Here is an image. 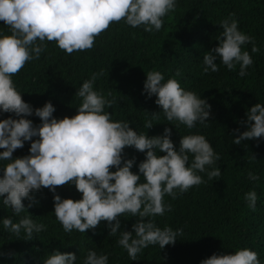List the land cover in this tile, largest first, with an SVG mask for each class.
Segmentation results:
<instances>
[{
    "label": "clouds",
    "instance_id": "9594fccd",
    "mask_svg": "<svg viewBox=\"0 0 264 264\" xmlns=\"http://www.w3.org/2000/svg\"><path fill=\"white\" fill-rule=\"evenodd\" d=\"M176 0H0V21L8 26L9 35L0 32V113H11L0 119V202L19 215L27 210L22 202L30 193L48 188L53 192L54 214L65 232L73 229L85 233L95 229L101 221L108 222L109 235L121 229V214L138 217L132 224L133 231L121 230L116 243L126 250L128 257L136 260L137 254L149 245L173 244L180 229L158 227L151 219L164 215L171 206L164 202L165 194L173 199L193 185L202 183L197 174L206 172L208 179L220 176V168L208 170L219 155L201 134L181 136L179 146L171 139L172 129L165 127L160 135L148 136L130 127L129 121L113 120L105 111L111 100L94 90L93 84L103 73H93L77 89L81 98L75 115L57 118L51 101L42 107L33 106L22 99L12 76L27 61L38 59L46 45L44 41H56L66 53L83 51L93 47L94 39L111 22L121 19L135 28L143 26L145 32L158 31L162 17L173 10ZM222 32L218 44L203 54V72H217L220 62L232 70L239 64V75L253 63L249 52L242 45L252 43L253 38L238 29L237 20L220 22ZM39 41V43H37ZM252 52L258 49L253 43ZM143 92L148 98L155 95L167 121H176L192 129L197 122L205 123L210 115V105L194 92L185 90L174 78L165 81L160 71L146 72ZM39 117L34 125L30 117ZM158 114L152 113L153 117ZM246 130L235 129L234 144L244 140L264 138V104L256 103L246 111ZM153 126L146 120L144 127ZM36 137L37 139H33ZM30 141L29 154L13 157V152ZM125 147L143 152L145 159L133 172L135 157L124 159ZM158 153H164L159 155ZM191 155V161L189 157ZM115 167V171L110 168ZM141 176L143 181L141 182ZM251 180L259 177L249 172ZM74 184L80 199L62 198L56 194V186ZM247 206L255 209L257 193L244 194ZM149 218V219H145ZM113 221H115L113 223ZM3 228L16 236L21 231L27 238L44 230V224L24 216L18 222L12 217L0 218ZM258 254L249 248L232 253L212 254L200 264H260ZM74 252H53L42 264H76ZM83 264H108L106 254L87 252Z\"/></svg>",
    "mask_w": 264,
    "mask_h": 264
},
{
    "label": "trees",
    "instance_id": "16d2710c",
    "mask_svg": "<svg viewBox=\"0 0 264 264\" xmlns=\"http://www.w3.org/2000/svg\"><path fill=\"white\" fill-rule=\"evenodd\" d=\"M230 14L237 20L238 29L253 38L252 43L242 45L253 63L246 75L240 76L239 64L229 70L218 58L215 62L219 70L204 73L203 54L217 46L222 32L219 24ZM0 32L10 34L3 21ZM253 43L257 52L251 50ZM44 44L39 58L27 61L12 76L22 99L33 109L51 101L55 107L53 115L58 119L75 115L81 103V98L75 96L77 89L93 73L102 72L93 88L112 101L110 107H105L111 119L129 121L130 127L150 137L162 134L168 127L176 147L183 135H204L219 155V160L206 168L210 171L219 167L221 174L208 179L206 172H198L202 183L175 199L165 194L163 200L171 210L151 219L160 228L180 229L177 240L163 249L149 245L133 261L116 243L121 230L133 231L132 224L138 217L130 213L118 217L121 229L115 235H109L106 221L85 233L75 229L65 232L55 217L54 193L48 188L31 192L32 206L27 207L30 201L25 198L22 202L27 210L19 215L0 202V218L10 216L18 222L30 216L46 226L29 240L23 230L16 236L0 224V264H42L53 250L74 252L76 264H83L89 250L106 254L108 264H200L214 253H232L240 248L255 251L260 264H264V138L232 143L238 134L235 129L246 130L247 109L256 103L264 104V0H176L175 8L162 17L158 31L145 32L143 26L133 28L121 19L111 22L97 35L90 49L68 54L54 40H45ZM152 70L160 71L165 81L174 78L182 88L204 98L210 105L206 122H197L188 129L182 124L175 128L178 122L167 121L154 102L155 95L148 98L143 92L146 72ZM10 115L13 114L0 113V119ZM27 118L34 125L40 123L34 114ZM146 120L152 121L149 129L144 127ZM30 143L26 141L16 149L13 157L28 155ZM122 155L124 159L135 157L132 171L138 172L137 165L145 159L144 153L125 147ZM4 163L7 162L0 165ZM249 172L259 179L251 180ZM252 190L257 193L255 209L249 208L244 199V194ZM56 194L74 200L82 196L74 184L68 183L56 186Z\"/></svg>",
    "mask_w": 264,
    "mask_h": 264
}]
</instances>
